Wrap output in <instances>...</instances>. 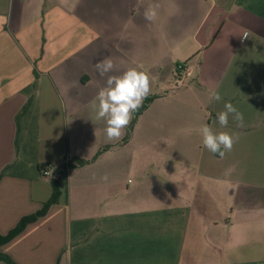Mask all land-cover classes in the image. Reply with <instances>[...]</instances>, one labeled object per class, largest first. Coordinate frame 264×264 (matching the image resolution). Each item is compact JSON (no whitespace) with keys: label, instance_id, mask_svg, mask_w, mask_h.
<instances>
[{"label":"crops","instance_id":"0c3cea01","mask_svg":"<svg viewBox=\"0 0 264 264\" xmlns=\"http://www.w3.org/2000/svg\"><path fill=\"white\" fill-rule=\"evenodd\" d=\"M180 52L189 84L163 85L127 142L129 126L119 140L99 136L106 123L91 102L107 76L95 62L169 81ZM211 91L222 100L210 103ZM226 101L244 127H220ZM76 115L95 133L80 158L108 149L71 170L59 203L2 247L16 263L264 264V0H0L1 235L51 197L38 166L62 164ZM205 124L238 142L211 153Z\"/></svg>","mask_w":264,"mask_h":264},{"label":"clouds","instance_id":"9594fccd","mask_svg":"<svg viewBox=\"0 0 264 264\" xmlns=\"http://www.w3.org/2000/svg\"><path fill=\"white\" fill-rule=\"evenodd\" d=\"M158 4L149 5L144 11L145 20L152 22L157 18ZM247 34L242 37L247 39ZM114 63L111 58L97 60L94 68L101 77L107 76L105 86L102 87L91 102V108L96 114V120H103L106 123V141L119 140L123 135L133 115L139 111L143 101L150 94V76L147 72L137 68H129L121 75H109L114 70ZM222 96L219 91L209 93V102H220ZM232 119L236 127H244V114L240 112L230 101L224 102L223 110L217 113V122L220 127L227 128L229 119ZM202 137L204 147L213 154L223 157L226 152H230L239 140L238 133L225 131H214L212 127L205 124L197 129ZM107 181V175L101 177Z\"/></svg>","mask_w":264,"mask_h":264},{"label":"trees","instance_id":"16d2710c","mask_svg":"<svg viewBox=\"0 0 264 264\" xmlns=\"http://www.w3.org/2000/svg\"><path fill=\"white\" fill-rule=\"evenodd\" d=\"M181 68H183L184 66H180ZM154 100V97H148L145 99L142 107L139 109V111H137L134 114V119H133V124L134 125L138 119V117L149 107V105L152 103V101ZM27 105L23 108L22 112L18 115L17 120L19 121L20 117L22 115H24L27 112ZM130 133L128 134V136L124 139V142H127L130 138ZM108 147H104L103 149H101L97 155L92 158L91 160H86V159H82L80 157H74L71 159H65V161L60 164L57 167L51 168L50 165H39L38 168L42 174L43 177H49L51 176L52 180H51V185H52V195L51 197L43 204L42 208H40L38 211H36L35 213H32L30 215H26L24 217L21 218V220L19 221V223L13 228L11 229L7 234L5 235H1L0 234V262H3L5 264H18L16 263V261L9 256L8 254L4 253L1 249L2 247L11 242L13 239H15L17 236H19L21 233H23L26 228L37 222L39 219L45 217L50 208L56 204L59 203L62 192L60 189V183L61 180L67 176V174L73 170V169H78V168H82L85 167L93 162H95L99 156L105 151L107 150ZM49 172V175H46V173ZM52 172V173H51ZM3 174H1L0 176H2ZM59 264V262H58Z\"/></svg>","mask_w":264,"mask_h":264},{"label":"rangeland","instance_id":"374dc122","mask_svg":"<svg viewBox=\"0 0 264 264\" xmlns=\"http://www.w3.org/2000/svg\"><path fill=\"white\" fill-rule=\"evenodd\" d=\"M180 53L183 55L180 56L181 57L180 58L181 61L179 62L180 64H178V63L175 64V70H174L175 78L173 80L167 81V80H165L163 75H161L160 73L157 72L155 74L156 78L154 79V82H152V78H150V80H151V84H150L151 90L150 91H152V92H151V94H149L147 96V98L148 97H154V99H155V95L157 93L162 92L163 85H165V84H166V87L164 89L169 88L171 90L179 88V87H180V89L181 88L184 89V85L189 84V80L182 78V73L179 75V72H182V71L184 72V69H181L180 66H184L187 62V59L183 58L187 52H180ZM165 72H167V71H165ZM163 80H165L167 82L164 83ZM153 91H156V92H153ZM144 101H143V103H144ZM79 117H80V120H79ZM79 117L76 115L70 123V129H71L72 137L74 139H76V138H78V139L73 141L72 137L69 136V141L68 140L66 141V142H69V148L66 150V156L63 158L62 163L65 161V159H71V158H74L77 156L81 157V155H87V156L91 155V150L89 149L86 141H88L91 136H94L95 133L93 132V130H91V128L89 127V124H87L86 122L83 121V118L85 116L80 115ZM133 119H134V115H133V118L129 124L130 135H131L132 130H133L134 125H135V124L132 125ZM103 135H105V133L99 132V136H103ZM82 137L85 139H82ZM129 179H131L133 181L135 179V173L132 174L131 176H129ZM50 180H52V178H50Z\"/></svg>","mask_w":264,"mask_h":264},{"label":"built area","instance_id":"2783aa9c","mask_svg":"<svg viewBox=\"0 0 264 264\" xmlns=\"http://www.w3.org/2000/svg\"><path fill=\"white\" fill-rule=\"evenodd\" d=\"M181 69H182V68H181ZM46 175H49V172H47Z\"/></svg>","mask_w":264,"mask_h":264}]
</instances>
